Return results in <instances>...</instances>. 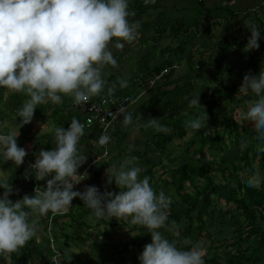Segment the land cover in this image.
<instances>
[{
    "label": "trees",
    "instance_id": "obj_1",
    "mask_svg": "<svg viewBox=\"0 0 264 264\" xmlns=\"http://www.w3.org/2000/svg\"><path fill=\"white\" fill-rule=\"evenodd\" d=\"M198 5L203 6L200 2ZM160 7V0L148 4L138 0L129 7V11L145 14L150 9ZM251 26H256L260 35L264 33V0L254 9L237 11L226 5H215L212 8L194 9L192 14L185 17L173 19L167 14L155 27L154 39L158 44L163 40L176 39L178 45L173 50L166 48L165 52L160 51L161 56L167 57L155 69L160 71L172 66L175 61H183L184 73L174 82L173 90L158 89L132 115V122L138 119L139 134L151 146L145 144L144 150L139 153L129 148L126 156H135L139 160L142 156L155 153L158 161L143 169L141 178L149 177L157 194L163 191L172 200L168 210L171 230L161 229V232L182 250L201 247L208 242L209 246L203 256L204 264H264L260 257L264 253V153L258 151V146L264 147V144L254 139L253 127L238 124L236 118H233L235 107L246 111L249 103L237 98V95H241L237 92L244 71L255 75L261 69L264 70V42L259 44L257 50H244L251 35ZM193 40L201 42L199 49L194 48L195 43L191 44ZM209 50L212 51L206 53ZM226 54L229 56L225 57ZM203 70L207 71L208 78ZM196 77L205 80L203 90H195ZM213 86L217 89H213ZM196 96H199L204 109L188 106V101ZM249 96L257 99L251 93ZM225 97L229 105L233 102L235 105L220 110L221 101ZM205 112L207 124L212 119L216 120L213 131L205 124L198 132L190 134V130L185 127L186 122L204 116ZM149 118H158L164 130L158 132L154 128L143 127ZM116 123L112 125L114 128ZM113 132L120 159H126L124 152L120 151L125 139L118 138L119 133L123 132L117 127ZM242 141L248 142L243 150ZM178 149L179 154L176 153ZM99 155L96 158L100 157L101 160L102 156ZM117 157L110 163L118 166ZM253 172H258L261 183L259 187L250 188L245 181ZM87 178L88 175L73 190L80 191ZM118 191L117 187L113 190ZM63 218L69 219L70 224L63 226L65 230L59 235L55 225ZM114 220H97L80 199L73 212L71 210L67 214L53 217L51 234L60 254L58 263L69 264L68 250L89 244L91 250L87 254L81 253L84 255L81 264H140L138 257L144 245L151 242L150 234L124 220ZM102 224L114 230L123 226L131 233L129 239L105 244L97 230ZM225 229L231 231L229 236H221L226 234ZM43 231L46 233L45 226ZM106 233L111 234L109 230ZM59 236L63 237L61 243L58 242ZM45 249L44 254H51V257L53 253L48 244ZM33 255L36 257L34 261L27 258L31 264L45 259L41 252Z\"/></svg>",
    "mask_w": 264,
    "mask_h": 264
},
{
    "label": "clouds",
    "instance_id": "obj_2",
    "mask_svg": "<svg viewBox=\"0 0 264 264\" xmlns=\"http://www.w3.org/2000/svg\"><path fill=\"white\" fill-rule=\"evenodd\" d=\"M154 2L144 0L145 4ZM134 16L129 0H0V88L27 97L17 110V130L0 134L3 162L11 161L16 167L24 163L28 153L17 144L18 129L32 121L39 105H60L65 97H71L76 105L86 104L105 90V68L118 67L112 48L123 50L138 39L139 21L129 19ZM249 31L244 50H257L260 31L256 26ZM125 85L121 80L120 86ZM115 87L107 88L109 95H114ZM237 93L257 97L249 101L240 116L252 122L254 139L264 144V70L244 74ZM188 106L204 109L199 96L191 98ZM127 109L121 118L125 126L132 123V113ZM207 120L205 112L186 122L185 127L192 134ZM143 127L164 130L158 118H149ZM84 128L73 118L67 129H54L55 146L39 151L25 171V179L31 175L36 181H46L43 187L34 188V195L10 200L13 186L7 177L0 178V258L13 264V254L19 256L30 241L39 239L33 218L66 214L73 199L79 198L97 220H124L150 234L151 242L144 245L138 257L140 264H204L202 247L182 250L161 232L171 230L168 210L172 200L163 191L157 194L149 177L141 178L143 169L136 163L137 157H127L119 167L112 166L111 175L107 174L108 182L114 181L118 192H101L95 185L73 190L87 177V172L78 174L87 159L78 147ZM110 140L103 135L99 143L106 146ZM247 146V141L241 142V150ZM258 151L264 153V147L258 146ZM245 183L250 188L259 187L258 172ZM42 224L44 228L45 220Z\"/></svg>",
    "mask_w": 264,
    "mask_h": 264
},
{
    "label": "crops",
    "instance_id": "obj_3",
    "mask_svg": "<svg viewBox=\"0 0 264 264\" xmlns=\"http://www.w3.org/2000/svg\"><path fill=\"white\" fill-rule=\"evenodd\" d=\"M138 0H129V7ZM143 1V0H141ZM198 5L200 2L203 8H212L215 5H226L237 11L245 9H254L255 7L262 4L263 0H192ZM161 7L156 10H149L145 14L135 13L134 17H129L130 21H139V36L136 42L132 45H125L123 50H117L112 48L114 58L117 60L118 67H106L105 68V79L107 81L105 90L100 94L109 98H122V97H132L130 94H135L136 101L129 105L127 112H131L132 115L137 112L139 107L143 102L147 101L149 97L155 94L158 89L171 91L173 90L174 82L177 78H181L184 73V66L181 64L183 61L175 62L172 66L165 67L160 71H156L155 67L160 65L165 61V56L160 55V51L171 48L172 50L176 48L178 42L176 39L163 40L159 44L156 43L154 39V29L157 25L161 23L163 18L170 15L171 18L185 17L193 13L192 9H198V7H193L191 4L181 5L180 0H160ZM209 6H207V5ZM207 7H206V6ZM199 6V5H198ZM200 7V8H202ZM195 43L194 48L197 49L200 42L191 41V44ZM199 49V48H198ZM159 54L156 56V54ZM131 62V67L129 66ZM141 73V74H138ZM199 77H196L198 79ZM126 81L124 87L120 86V81ZM198 81V80H197ZM115 85L114 95H109L107 88L109 86ZM127 90V92H125ZM131 92V93H130ZM133 97V98H134ZM27 97L24 94L12 93L7 90L0 88V134H7L17 130V124L20 123L19 117H17V110L22 107L23 103L26 101ZM64 102L60 105H53L51 102H47L39 105L34 113L32 121L20 127L18 129L19 135L17 137L18 146L24 148L28 155L24 158V163L19 167L12 164L11 161L3 162L2 157H0V178L7 177L9 182H11L14 193L9 196L10 200H17L22 198L24 195H33L31 192V180L34 178L29 175L25 179V171L29 168V165L34 163L36 155L41 150H51L55 146L54 129L56 127L68 128L69 123L73 118L79 120L80 116L71 104L72 98H63ZM126 112V113H127ZM138 119L133 121L129 126H125L123 119L116 123L115 128L119 129L123 133H119L118 138H124L125 142L122 143L124 151L123 156L129 153V148L137 150V152H142L144 150L145 144H147L142 136L139 134L137 129ZM114 126L107 128L93 127L91 130H85L84 135L81 137L78 147L80 150L86 154V162L78 169V172L82 170L90 161L95 159L97 154L102 156L100 162L93 164L95 165L89 172L88 178L84 181L85 186L95 185L101 192L112 191L117 187L114 182L109 183L107 180V174L111 175L112 166L115 165L112 162L115 156L117 157V164L119 165L124 162L125 157L120 159L121 154L116 150V143L114 136ZM140 135H138V134ZM108 135L111 137L110 142L105 146L99 143L101 136ZM115 137V138H114ZM151 146V144H147ZM104 147V150L102 151ZM150 152H152L150 150ZM103 153V154H102ZM149 155H155V153H150ZM127 157V156H126ZM148 155L140 157L142 160ZM137 160V162L139 161ZM120 161V162H119ZM136 162V163H137ZM49 179L51 177H48ZM107 180V181H106ZM41 187H43L46 181H40ZM85 186L82 187L80 191H83ZM111 186L113 188H111ZM3 193V189H0V194ZM79 198H74L72 201V206L69 211L75 209ZM39 218L43 223L46 216H36L33 218ZM117 222L118 220H114ZM70 224L69 219H61L55 225V230L60 235L65 229L63 226ZM102 225L97 227L99 229ZM102 237L106 235L105 233L99 232ZM63 237L59 236L58 242L61 243ZM46 240L39 238L38 241H30L25 248L22 250L21 254L17 256L13 254V264H29L27 258L32 261L35 260L33 254L43 253L45 257L41 259L36 264H52L50 260V255L44 254L46 251ZM45 244L44 250L41 246ZM58 244V243H57ZM39 245V247H38ZM86 246V245H85ZM84 246V247H85ZM75 253L87 254L82 248H74ZM82 250V251H81ZM34 252L33 254H28ZM71 253V252H70ZM72 253H74L72 251ZM70 254L72 261L69 264H80V256L76 254ZM81 255V254H80ZM41 256V255H40ZM82 256V255H81ZM29 262V263H28ZM0 264H6L3 258H0ZM31 264V263H30Z\"/></svg>",
    "mask_w": 264,
    "mask_h": 264
},
{
    "label": "built area",
    "instance_id": "obj_4",
    "mask_svg": "<svg viewBox=\"0 0 264 264\" xmlns=\"http://www.w3.org/2000/svg\"><path fill=\"white\" fill-rule=\"evenodd\" d=\"M136 99L133 97H122L119 99L109 98L103 95L92 97L86 104L76 105L73 103L71 106L77 110L80 118L79 121L85 125V130H91L93 127L107 128L112 126L115 122L119 121L125 113L127 107L135 102ZM100 160V157L95 158L90 164L82 168L78 174H84L89 172L90 167ZM40 181L35 179L31 183V192L34 195V188L39 185ZM40 186V185H39ZM69 212V211H68ZM67 212V213H68ZM66 213V214H67ZM56 215L50 214L45 220L46 234L48 235V248L52 251L51 256L52 264H59L60 254L55 247V242L52 237V222L53 217Z\"/></svg>",
    "mask_w": 264,
    "mask_h": 264
},
{
    "label": "rangeland",
    "instance_id": "obj_5",
    "mask_svg": "<svg viewBox=\"0 0 264 264\" xmlns=\"http://www.w3.org/2000/svg\"><path fill=\"white\" fill-rule=\"evenodd\" d=\"M181 1V5H184V4H191L193 7H198V9H202V8H200L196 3H195V1H192V0H180ZM207 5V4H206ZM205 5V6H206ZM208 6V5H207ZM206 6V7H207ZM209 7V6H208ZM193 11H194V9H192ZM260 14V13H259ZM162 22V21H161ZM231 27L233 28L234 27V22H232L231 23ZM167 40H170V39H167ZM264 42V33L262 34V35H260V39H259V44L260 43H263ZM201 43V42H200ZM206 47H207V45H206ZM207 49H209L208 47H207ZM212 50H209L208 52H206V53H210ZM168 53H170V52H168ZM159 54L157 53L156 54V56H158ZM229 55L228 54H226L225 55V57H228ZM167 56H165V58H166ZM176 62V61H175ZM129 64V66L131 67V62H129L128 63ZM185 70H186V66H185ZM206 70H203V73L205 74V77L206 78H208L207 76H206ZM247 73V71H244V73L243 74H246ZM138 74H141V73H138ZM240 78H242V75L240 76ZM198 81L194 84V87H195V90L196 91H200V90H203V88H204V86H205V80H203V78H198L197 79ZM208 83V82H207ZM213 89H217V87L216 86H213L212 87ZM125 92H127V90H125ZM135 94H136V92H135ZM236 96V95H235ZM237 98H238V100H241V101H245V103L246 102H249L250 100H254L253 99V97H250L249 95L248 96H244V95H237ZM235 105V102H233L232 103V105H229L228 104V100H227V98L225 97L222 101H221V106H220V110H222L223 109V107H225V106H229L230 108L231 107H233ZM242 112V108L241 107H235L234 108V110H233V118H236V121L238 122V124H242V123H244L245 124V126L247 127V128H252V122H250V121H244L243 122V120L241 119V116H240V113ZM216 123V120H214V119H212L211 121H209L208 122V124H207V127L210 129V131L212 132L213 131V125ZM116 147L118 146L117 144L115 145ZM179 149L178 150H176V153L177 154H179ZM148 156L149 157H146V158H144V159H142V160H139L138 162H137V164H138V166H140L142 169H146V168H148L151 164H153V163H156L157 161H158V157L156 156V155H149L148 154ZM107 180H108V177H107ZM106 180V181H107ZM114 182V181H113ZM39 185H41V182H39ZM221 203L222 204H224V202L223 201H221ZM226 207V206H225ZM33 222L37 225V227H38V233H37V235H38V237L39 238H42L43 240H46V233L43 231V224H42V222H41V220H39V218H36V219H34L33 220ZM108 230H109V233H111L110 235H106V236H104L103 237V240L105 241L104 243L105 244H115V243H119V242H124L125 240H127V239H129V237H130V234L131 233H128L127 232V229H125L123 226H119V227H117L116 228V230H114V228H109V227H106L105 225H103V226H101V228L99 229V232H102V233H105V232H108ZM111 230V231H110ZM228 229H225V232H226V234H224V235H221V236H229V234H230V230L229 231H227ZM211 233H212V235H213V231L210 229L209 230ZM107 234V233H106ZM214 236V235H213ZM60 241H62V240H60ZM48 244V243H47ZM208 246H209V243L208 242H205L204 244H202V249H203V256H205V254H206V249L208 248ZM38 247H39V245H38ZM44 248H45V244L44 245H42L41 246V249H43L44 250ZM79 248H82V247H79ZM89 248H90V245L89 244H87L85 247H83V251L85 252V253H87V252H89ZM81 250V251H82ZM72 251L75 253L76 252V250L74 249V248H71V249H69L68 250V253H69V255L71 254H74V253H72ZM71 252V253H70ZM65 254V253H64ZM77 256H80L81 258H80V264L82 263V261L84 260V255H80L81 253H75ZM51 255V254H50ZM66 256H67V254H65ZM71 255L69 256V258H67V260H68V263H70L71 261H72V259L70 258L71 257ZM260 257H261V259L262 260H264V253H261L260 254ZM50 260H51V257H50Z\"/></svg>",
    "mask_w": 264,
    "mask_h": 264
}]
</instances>
